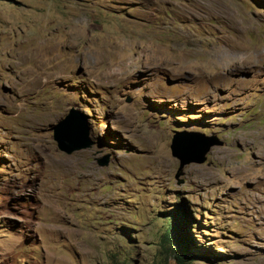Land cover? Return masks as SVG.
Masks as SVG:
<instances>
[{
	"label": "rangeland",
	"instance_id": "rangeland-1",
	"mask_svg": "<svg viewBox=\"0 0 264 264\" xmlns=\"http://www.w3.org/2000/svg\"><path fill=\"white\" fill-rule=\"evenodd\" d=\"M180 131L224 141L181 184ZM176 211L186 264H264V0H0V264H179Z\"/></svg>",
	"mask_w": 264,
	"mask_h": 264
},
{
	"label": "water",
	"instance_id": "water-1",
	"mask_svg": "<svg viewBox=\"0 0 264 264\" xmlns=\"http://www.w3.org/2000/svg\"><path fill=\"white\" fill-rule=\"evenodd\" d=\"M53 137L59 149L68 154L94 145L90 127L74 108L54 125ZM223 144L224 141L216 135L207 136L188 131H180L175 134L171 143V151L173 156L180 160V166L176 173L179 183L184 181L181 177L185 174L186 165L193 162L200 164L207 162L210 150L214 146ZM110 162L109 154L98 159L100 166H109Z\"/></svg>",
	"mask_w": 264,
	"mask_h": 264
},
{
	"label": "trees",
	"instance_id": "trees-1",
	"mask_svg": "<svg viewBox=\"0 0 264 264\" xmlns=\"http://www.w3.org/2000/svg\"><path fill=\"white\" fill-rule=\"evenodd\" d=\"M181 212L176 211V214L172 216L174 221L165 231L161 238V245L165 251H172L179 264H186L194 257L188 239V230L185 222L182 220ZM181 218V222L179 219Z\"/></svg>",
	"mask_w": 264,
	"mask_h": 264
},
{
	"label": "bare ground",
	"instance_id": "bare-ground-1",
	"mask_svg": "<svg viewBox=\"0 0 264 264\" xmlns=\"http://www.w3.org/2000/svg\"><path fill=\"white\" fill-rule=\"evenodd\" d=\"M44 51V50H43ZM50 52V51H49ZM27 56V55H26ZM39 57V56H38ZM45 57V56H44ZM24 58V57H23ZM25 59V58H24ZM42 59V58H41ZM39 61V60H38Z\"/></svg>",
	"mask_w": 264,
	"mask_h": 264
}]
</instances>
